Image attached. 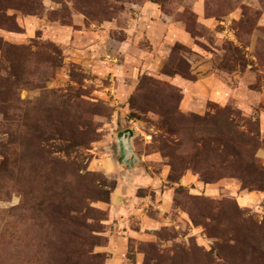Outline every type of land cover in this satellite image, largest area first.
<instances>
[{
  "label": "rangeland",
  "instance_id": "obj_1",
  "mask_svg": "<svg viewBox=\"0 0 264 264\" xmlns=\"http://www.w3.org/2000/svg\"><path fill=\"white\" fill-rule=\"evenodd\" d=\"M0 264H264V0H0Z\"/></svg>",
  "mask_w": 264,
  "mask_h": 264
},
{
  "label": "crops",
  "instance_id": "obj_2",
  "mask_svg": "<svg viewBox=\"0 0 264 264\" xmlns=\"http://www.w3.org/2000/svg\"><path fill=\"white\" fill-rule=\"evenodd\" d=\"M171 35H174V37H176L175 39H177L178 41H183V40L187 41L188 40V38L186 37V35L183 32L180 33L177 30H176V33H175V31L172 30Z\"/></svg>",
  "mask_w": 264,
  "mask_h": 264
},
{
  "label": "trees",
  "instance_id": "obj_3",
  "mask_svg": "<svg viewBox=\"0 0 264 264\" xmlns=\"http://www.w3.org/2000/svg\"><path fill=\"white\" fill-rule=\"evenodd\" d=\"M180 75H182L184 78H187L188 80H192L193 76L189 73V68L186 69L185 71L179 72Z\"/></svg>",
  "mask_w": 264,
  "mask_h": 264
}]
</instances>
